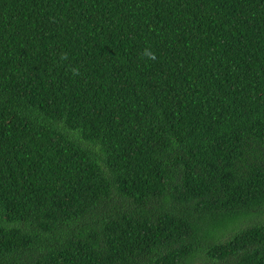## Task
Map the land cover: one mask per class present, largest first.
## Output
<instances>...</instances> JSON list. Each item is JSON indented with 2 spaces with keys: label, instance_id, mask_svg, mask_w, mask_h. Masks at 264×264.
I'll use <instances>...</instances> for the list:
<instances>
[{
  "label": "trees",
  "instance_id": "16d2710c",
  "mask_svg": "<svg viewBox=\"0 0 264 264\" xmlns=\"http://www.w3.org/2000/svg\"><path fill=\"white\" fill-rule=\"evenodd\" d=\"M0 264H264V0H0Z\"/></svg>",
  "mask_w": 264,
  "mask_h": 264
},
{
  "label": "clouds",
  "instance_id": "9594fccd",
  "mask_svg": "<svg viewBox=\"0 0 264 264\" xmlns=\"http://www.w3.org/2000/svg\"><path fill=\"white\" fill-rule=\"evenodd\" d=\"M142 56L143 57H146L147 59H150V60H155L156 59V56L155 54L148 48H146L143 53H142ZM60 59L62 60H66L67 59V54H62ZM73 75H78L79 74V70L74 68L73 70Z\"/></svg>",
  "mask_w": 264,
  "mask_h": 264
}]
</instances>
